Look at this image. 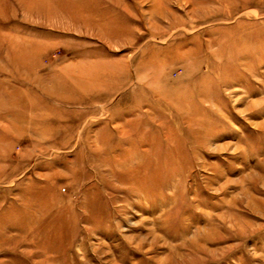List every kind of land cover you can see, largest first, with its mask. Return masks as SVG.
Segmentation results:
<instances>
[{
	"label": "rangeland",
	"instance_id": "1",
	"mask_svg": "<svg viewBox=\"0 0 264 264\" xmlns=\"http://www.w3.org/2000/svg\"><path fill=\"white\" fill-rule=\"evenodd\" d=\"M0 264H264V0H0Z\"/></svg>",
	"mask_w": 264,
	"mask_h": 264
},
{
	"label": "bare ground",
	"instance_id": "2",
	"mask_svg": "<svg viewBox=\"0 0 264 264\" xmlns=\"http://www.w3.org/2000/svg\"><path fill=\"white\" fill-rule=\"evenodd\" d=\"M13 40V39H12ZM30 44V43H29ZM30 46V45H29ZM82 67V66H81ZM93 67V66H92ZM70 68V67H69ZM84 69V68H83ZM100 69V68H99ZM99 69H96V73H97V71L99 70ZM101 70V69H100ZM88 71H89V69H88ZM87 72V71H86ZM90 72V71H89ZM99 72V71H98ZM94 73H95V71H94ZM89 74V73H88ZM92 75V74H91ZM90 75H88V77H89ZM92 77V76H91ZM87 78V77H86ZM89 79V78H88ZM91 81V80H90ZM92 82V81H91ZM90 85H91V83H90Z\"/></svg>",
	"mask_w": 264,
	"mask_h": 264
}]
</instances>
